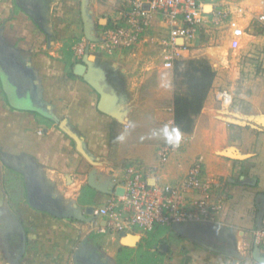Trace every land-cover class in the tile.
Segmentation results:
<instances>
[{
	"label": "crops",
	"instance_id": "1",
	"mask_svg": "<svg viewBox=\"0 0 264 264\" xmlns=\"http://www.w3.org/2000/svg\"><path fill=\"white\" fill-rule=\"evenodd\" d=\"M21 2L40 14L49 34L16 7V0L0 1L1 57L8 65L7 70L0 65V248L6 252L8 262L12 264L11 258L21 245L20 224L27 239L20 264H73V252L80 245L81 254L94 264H139L145 252L156 264H260L253 252L257 248L264 258V238L256 239L258 204L264 205V130L243 121L234 110L217 108V77L191 134L176 129L174 95L171 113H151V108L141 107L142 96L136 87L144 84L131 76L134 70L128 62L137 50H144L148 43L156 44L165 34L163 25L155 20L149 37L139 47L113 55L91 53L96 56L94 67L102 71L108 91L116 98L121 118L118 120L99 109L98 93L75 74L82 60L73 57L71 71L64 62L67 45L86 38L77 25L83 0ZM263 2L245 0L257 11ZM89 3L87 0L88 10ZM91 18L93 22L92 15ZM106 21V28H110L113 21ZM94 30L96 36L100 34ZM194 51L184 60L202 57L195 56ZM12 67L18 86L6 74ZM70 73L76 77L71 78ZM122 77L127 79L124 85ZM31 90L37 101L31 98ZM125 103L130 104L128 109ZM165 121L174 128L171 137L178 132L186 139L183 148L165 165L158 156L161 145L140 152V142L134 145L136 149L117 144L123 133H155L158 123ZM63 122L82 140L86 154L61 128ZM125 158L130 162L123 163ZM197 162L213 184V200L221 203L216 221L159 227L149 233L135 230L127 233L139 237L132 246L123 245L120 233L102 232L107 226L103 217L81 222L33 209L28 203L24 177L12 168H29L44 195L64 209L77 203L84 211L88 207L103 208L115 199V190L124 188L126 169L131 165L145 168L152 184L175 186ZM93 172L100 186H113V194L89 186ZM201 242L228 253L213 252ZM75 243L78 245L73 249ZM161 245H166L165 252L160 251Z\"/></svg>",
	"mask_w": 264,
	"mask_h": 264
},
{
	"label": "built area",
	"instance_id": "2",
	"mask_svg": "<svg viewBox=\"0 0 264 264\" xmlns=\"http://www.w3.org/2000/svg\"><path fill=\"white\" fill-rule=\"evenodd\" d=\"M155 20L160 21L165 31L158 40L163 67L174 69L175 63L184 60L202 36L217 31L225 30L230 37V48L240 49L253 35L256 24L264 28V2L257 11L245 4V0H125L112 26L97 36L99 42L86 38L76 42L71 47L73 57L82 60L88 48L90 53L107 55L133 50L149 37ZM217 98L223 109L228 110L234 104V95L228 90L219 91ZM185 140L180 135L178 146L172 143L162 146L158 152L161 163L167 164L183 148ZM149 175L137 165L126 169L124 194L116 195L105 207L94 211L95 216L106 220L102 232L149 233L158 227L216 221L221 203L213 200V184L206 179L200 162L175 186L152 184ZM263 238L264 219L262 229L256 232L257 240Z\"/></svg>",
	"mask_w": 264,
	"mask_h": 264
},
{
	"label": "rangeland",
	"instance_id": "3",
	"mask_svg": "<svg viewBox=\"0 0 264 264\" xmlns=\"http://www.w3.org/2000/svg\"><path fill=\"white\" fill-rule=\"evenodd\" d=\"M124 2L125 0H90L89 10L93 12H90V17L91 15L93 17V22H91L99 33L107 29L104 28L107 26V21L101 22L100 20L108 18L113 21L116 19L118 12L124 8ZM210 10L209 7L208 11ZM77 25L83 34L84 22L81 12L77 16ZM252 34L243 42L241 48L235 51L230 48V37L225 30L202 36L197 41L193 54L206 58L216 71L217 82L214 95L221 90H228L234 95V104L228 110H234L243 121L264 130V28L256 24ZM83 39L85 38L81 40ZM74 44L69 43V46L72 47ZM150 45L146 44L144 50H137L134 56H131L128 62L132 65L130 69L134 70L131 76L136 77L139 84L141 81L144 84L142 88L136 87L138 88L137 94L142 96L141 107L145 110L151 108V113L161 110L168 114L171 113L170 109L173 106L174 69L163 68L162 50L159 43L156 42L154 45L150 43ZM125 82L127 79L122 77L121 84L124 85ZM124 106L128 109L130 104L125 103ZM217 108L223 110L220 102ZM116 109L115 104L114 110ZM170 127L171 125L165 121L164 124L158 123L155 133H142L139 136L123 133L117 140V144L126 145L127 149H136L134 145L140 142L141 147H137L138 151H152L151 148L154 146L157 149L160 145L169 144L171 131H174V128ZM125 162H130V160L125 158L123 163ZM107 233L114 232L108 230ZM77 243L74 244L73 249L78 245ZM8 260L6 252L0 248V264H11Z\"/></svg>",
	"mask_w": 264,
	"mask_h": 264
},
{
	"label": "water",
	"instance_id": "4",
	"mask_svg": "<svg viewBox=\"0 0 264 264\" xmlns=\"http://www.w3.org/2000/svg\"><path fill=\"white\" fill-rule=\"evenodd\" d=\"M16 4L24 12H26L29 16H31L36 22V24H38L44 30V32L49 34V31L44 26V19L40 21V18H39L40 14L37 15L34 12L27 9L26 7H24L21 0H16ZM82 18L84 22V33H85L86 39L90 42H99V38L95 34L93 23L91 22L92 19L90 17V11L87 8V0H83L82 2ZM103 21H106V20L102 19L101 22ZM95 58L96 56L92 55L88 48L86 51V55L82 59V62L76 65L74 72L76 75L82 76L84 81L98 93V95L100 96L99 109L102 112L110 114L114 118L121 120L120 112H117L114 110L116 98L112 93L108 91V87L105 81L104 74L102 73L101 70H98L94 67ZM0 65L6 70L8 69L7 68L8 65L6 61L2 59L1 57V47H0ZM15 71L16 70H14L13 68V69H10L9 71H6V74H8L9 80L11 81V83L15 86H18L16 84V81L14 80L15 74L13 73ZM30 93H31L30 94L31 98L34 101H37L32 90ZM61 128L66 133H68L72 138H74V140L77 142L78 150L81 153L86 154L85 150L82 147V140H80V138L76 134H74L72 131L68 129V127L66 126V122L61 123ZM12 168L17 170L24 177L28 203L33 209L46 213L58 219H74V220L81 221V222H93L94 221L95 209L93 207H88L83 211L82 207L76 203L74 207L64 209L54 199L47 197L37 188L36 181L34 180L33 174L31 173L29 168L27 167H24V168L12 167ZM88 183H89V186H91L92 188L98 191L104 192L106 194H113V191L115 190V189L114 190L112 189L113 186L110 188H106L105 186H100L95 180L94 172L90 175ZM115 192H116V195H123L124 189L116 188ZM258 209H259V214L257 216V227H258V230H261L263 219H264V205L259 203ZM19 226L21 227L19 231V235L21 238V245L18 248L17 255L14 258H11L12 264H20V261L23 258L25 251H26V245H27L26 231L20 224ZM120 236L122 237V243L125 246H132V244L136 242L139 238L136 235L127 234L126 232H121ZM201 244L213 252L226 253V254L228 253L227 251L220 249L216 246L205 244L202 242ZM160 251L165 252L166 245H161ZM81 252H82V245H80L74 252L73 264H85L81 262L80 259L78 258ZM253 257L258 263L264 264V258H262L259 255L257 248H255L253 252ZM91 264H94V263H91Z\"/></svg>",
	"mask_w": 264,
	"mask_h": 264
},
{
	"label": "trees",
	"instance_id": "5",
	"mask_svg": "<svg viewBox=\"0 0 264 264\" xmlns=\"http://www.w3.org/2000/svg\"><path fill=\"white\" fill-rule=\"evenodd\" d=\"M16 7L19 8L18 5ZM72 59L73 52L67 45L64 62L68 71H71L75 65ZM216 76V71L206 58L181 60L175 63L174 124L179 132L186 134L193 132L196 117L204 107ZM70 77L75 78L76 75L70 73ZM139 264H156V262L149 252H145L141 254Z\"/></svg>",
	"mask_w": 264,
	"mask_h": 264
},
{
	"label": "flooded vegetation",
	"instance_id": "6",
	"mask_svg": "<svg viewBox=\"0 0 264 264\" xmlns=\"http://www.w3.org/2000/svg\"><path fill=\"white\" fill-rule=\"evenodd\" d=\"M0 242L2 243L1 236H0ZM74 252H73V255H72V261H73ZM78 258L80 259L81 262H83L85 264H91V262L89 261V257L88 256H85V255L80 254L78 256Z\"/></svg>",
	"mask_w": 264,
	"mask_h": 264
},
{
	"label": "clouds",
	"instance_id": "7",
	"mask_svg": "<svg viewBox=\"0 0 264 264\" xmlns=\"http://www.w3.org/2000/svg\"><path fill=\"white\" fill-rule=\"evenodd\" d=\"M179 141H180V135H179L178 132H177V134L174 137H170L169 138V143H172L173 146H178Z\"/></svg>",
	"mask_w": 264,
	"mask_h": 264
}]
</instances>
